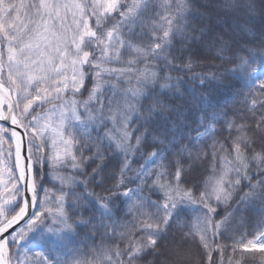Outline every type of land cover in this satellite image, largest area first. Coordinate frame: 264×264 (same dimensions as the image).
I'll return each instance as SVG.
<instances>
[{"label":"snow or ice","instance_id":"snow-or-ice-1","mask_svg":"<svg viewBox=\"0 0 264 264\" xmlns=\"http://www.w3.org/2000/svg\"><path fill=\"white\" fill-rule=\"evenodd\" d=\"M256 14L0 0V264H264Z\"/></svg>","mask_w":264,"mask_h":264},{"label":"trees","instance_id":"trees-1","mask_svg":"<svg viewBox=\"0 0 264 264\" xmlns=\"http://www.w3.org/2000/svg\"><path fill=\"white\" fill-rule=\"evenodd\" d=\"M257 7V14L254 19L249 23L247 32H240L236 30L235 24L232 21H229L232 24L233 32L230 35L234 34L235 40L240 45H247L251 48L259 50L261 47H264V15L261 14L260 8L264 5V0H255ZM221 26H223L221 24ZM237 82L232 81V85L235 86ZM230 98V92L227 87H223L217 94L216 100L220 103H226Z\"/></svg>","mask_w":264,"mask_h":264},{"label":"rangeland","instance_id":"rangeland-1","mask_svg":"<svg viewBox=\"0 0 264 264\" xmlns=\"http://www.w3.org/2000/svg\"><path fill=\"white\" fill-rule=\"evenodd\" d=\"M6 147V146H5Z\"/></svg>","mask_w":264,"mask_h":264}]
</instances>
